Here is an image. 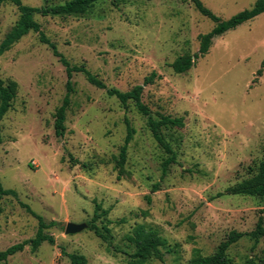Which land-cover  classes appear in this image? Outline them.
<instances>
[{
  "label": "rangeland",
  "instance_id": "374dc122",
  "mask_svg": "<svg viewBox=\"0 0 264 264\" xmlns=\"http://www.w3.org/2000/svg\"><path fill=\"white\" fill-rule=\"evenodd\" d=\"M31 7L67 0H22ZM222 20L257 0H201ZM19 20L15 6L0 8V44ZM45 35L73 65H84L108 89L130 91L155 72L143 101L153 114L183 117L185 127L168 132L177 164L162 179L166 157L130 103L125 108L74 74L75 93L66 133L57 137L55 114L67 92L65 67L30 33L0 57V78L18 84L13 108L2 121L0 179L17 198L0 196V251L34 238L38 221L21 203L57 225L46 232L55 244L26 247L0 264H71L79 254L89 264H126L113 247L137 225L159 232L178 254L148 264H183L194 254L212 255L232 231L247 233L264 220V199L234 196L228 189L264 160V14L216 38L209 53L185 74L171 64L199 51L201 35L215 26L190 0H107L83 17H41ZM135 130L122 173L115 158ZM86 166V167H85ZM158 185V190L154 186ZM95 202L110 210L112 246L89 229ZM125 220L121 224L120 221ZM87 228L66 235L67 224ZM234 264H264V238L242 239L229 251Z\"/></svg>",
  "mask_w": 264,
  "mask_h": 264
},
{
  "label": "trees",
  "instance_id": "16d2710c",
  "mask_svg": "<svg viewBox=\"0 0 264 264\" xmlns=\"http://www.w3.org/2000/svg\"><path fill=\"white\" fill-rule=\"evenodd\" d=\"M107 0H67L63 4L52 6L31 7L23 4L22 0H0V8L6 4L15 6L19 11V20L11 31L5 36L0 44V57L17 44L22 38L30 33L39 35L40 42L47 45L53 55L59 59L65 67L68 81L67 92L62 101L61 106L56 110L55 114V133L57 137H64L66 133L67 114L72 104V96L76 92L73 84V77L76 73L84 75L89 84L98 89L107 91L110 97H114L119 102L128 108L131 103L139 114L147 120V127L150 130L153 139L158 146L165 152L162 168V179L167 176L170 168L177 164V152L168 140V132L185 127L183 117H171L161 113L153 114L150 108L144 103L143 95L145 87L153 85L160 79L157 73L153 72L147 76L143 84L137 85L130 91L122 92L118 89H108L106 84L101 81L96 75L90 72L84 65H73L71 62L59 52L55 43L45 35L42 26L36 20V16L41 17H83L90 13L93 8L100 2ZM120 1V0H117ZM198 13L215 24L214 28L207 34L201 35L199 51L194 54H185L178 57L172 64L171 68L176 74H185L190 71L197 60L206 56L216 38L224 36L226 33L237 29L239 26L253 21L258 16L264 14V0H257L250 8L235 15L229 20H222L214 14L201 0H190ZM264 62L258 75H262ZM18 84L14 81L6 82L0 78V145L3 143L2 121L7 113L13 108V102L17 96ZM135 130L127 121V135L124 144L120 149L119 156L115 158L116 169L122 173L123 168L127 163L128 147L134 139ZM86 167V166H85ZM250 176L241 182L235 184L228 189V192L234 196H248L264 199V160L260 161L255 169H250ZM158 190V185L154 186V192ZM0 196H12L17 198V192L12 189H5L0 179ZM37 221L38 231L34 238L22 243L11 246L5 251H0V263H5L10 257L15 256L30 247L32 252H37L44 243L51 245L55 244V239L47 234V230L56 226V222L47 223L42 216L34 212L30 206L21 203ZM110 210L104 209L103 206L95 202V210L92 220L88 223L89 229L96 237L104 243L112 246L113 234L110 228L111 220L108 219ZM121 224L125 220L120 221ZM252 240L258 244L264 238V220L259 218L256 229L252 232L242 233L232 231L227 238L222 241L212 255L204 256L200 253H195L194 256L183 264H234L230 257L229 251L232 247L238 244L242 239ZM179 245H171L168 240L161 236L158 231L147 228L144 225H137L134 229L125 236L123 247H113L115 251L123 254L126 257V264H148L152 261H164L165 254H178ZM62 254L67 256L71 264H89L86 257L79 254H68L62 248ZM245 264H256L253 260L247 261Z\"/></svg>",
  "mask_w": 264,
  "mask_h": 264
},
{
  "label": "water",
  "instance_id": "95a60500",
  "mask_svg": "<svg viewBox=\"0 0 264 264\" xmlns=\"http://www.w3.org/2000/svg\"><path fill=\"white\" fill-rule=\"evenodd\" d=\"M86 228H87V225H85V224L78 225V224L69 223L66 226L65 234L66 235H74V234L81 232L82 230H84Z\"/></svg>",
  "mask_w": 264,
  "mask_h": 264
}]
</instances>
